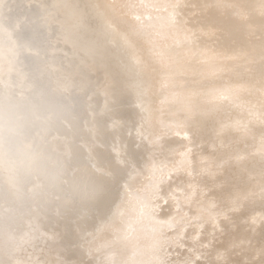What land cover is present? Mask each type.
Instances as JSON below:
<instances>
[{"label": "bare ground", "instance_id": "bare-ground-1", "mask_svg": "<svg viewBox=\"0 0 264 264\" xmlns=\"http://www.w3.org/2000/svg\"><path fill=\"white\" fill-rule=\"evenodd\" d=\"M134 2L0 0V112L13 122L0 149V264H72L73 221L117 200L106 164L113 124L135 128L140 121L132 107L135 59L143 57L146 86L155 88L160 74L152 44L132 18ZM177 12L180 24L195 33L196 47L222 57L247 54L226 61L232 71L217 83L264 76V0H182ZM237 115L227 106H203L190 118L180 114L197 174L173 175L165 193L195 182L222 212L234 198L259 191L264 157L254 153L264 129L246 138L231 130L217 135ZM122 141L141 169L152 159L171 164L189 146L171 134L159 146L125 135ZM238 154L246 158L233 159ZM202 158L214 175L199 173ZM260 212L264 198L255 196L239 212H228L219 229L207 223L199 243L185 239L187 247L174 250L172 264H192L191 249L202 256L196 264H264V223L249 222ZM205 242L210 247L202 249Z\"/></svg>", "mask_w": 264, "mask_h": 264}, {"label": "snow or ice", "instance_id": "snow-or-ice-1", "mask_svg": "<svg viewBox=\"0 0 264 264\" xmlns=\"http://www.w3.org/2000/svg\"><path fill=\"white\" fill-rule=\"evenodd\" d=\"M181 3L182 0H135L130 5L137 9L132 18L148 36L152 61L159 66L160 74L155 88L146 86L143 57L135 59L138 70L131 89L132 107L140 114V121L135 128L124 121L113 124L111 158L106 164L119 195L117 200L107 199L102 211L82 213L73 221L69 230L76 237L75 241L71 239L72 264H82L81 256L90 258L92 264H172L174 250L185 249V239L199 243L207 223L219 229L220 220L228 219V212H239L244 202L255 196L264 198L262 184L258 192L238 196L227 211L217 212L216 202L205 200L204 190L195 182L163 191L173 175L184 173L191 179L197 174L193 171L191 138L184 131L181 113L190 118L203 106H227L238 115L220 125L218 136L231 130L246 138L256 127L264 129V76L255 81L217 83L223 74L232 71L226 61H239L247 54L222 57L196 47L195 33L177 19ZM237 14H241L240 10ZM260 60L264 63V52ZM189 80L198 86L189 87ZM169 134L184 139L189 146L176 153L171 164L152 159L142 169L122 141L125 135L159 146ZM254 154L264 157V136L259 138ZM245 158L244 154L233 157L237 161ZM199 173L215 174L207 158L201 159ZM249 222L257 226L264 223V212L252 215ZM189 229H194L191 237L186 235ZM200 247L207 249L210 244L205 242ZM190 251L192 264L202 259L195 249Z\"/></svg>", "mask_w": 264, "mask_h": 264}, {"label": "clouds", "instance_id": "clouds-1", "mask_svg": "<svg viewBox=\"0 0 264 264\" xmlns=\"http://www.w3.org/2000/svg\"><path fill=\"white\" fill-rule=\"evenodd\" d=\"M12 127L13 122L11 115H9L6 121L4 114L0 112V149L3 148L5 140L11 137Z\"/></svg>", "mask_w": 264, "mask_h": 264}]
</instances>
